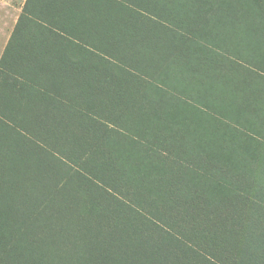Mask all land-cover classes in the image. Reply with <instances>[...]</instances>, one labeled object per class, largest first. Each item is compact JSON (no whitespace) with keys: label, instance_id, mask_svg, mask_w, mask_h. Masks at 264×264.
<instances>
[{"label":"trees","instance_id":"trees-1","mask_svg":"<svg viewBox=\"0 0 264 264\" xmlns=\"http://www.w3.org/2000/svg\"><path fill=\"white\" fill-rule=\"evenodd\" d=\"M215 8L251 36L264 0H26L0 59V264H264V169L165 143L175 104L223 108ZM140 147L176 150L170 191L132 175Z\"/></svg>","mask_w":264,"mask_h":264},{"label":"rangeland","instance_id":"rangeland-1","mask_svg":"<svg viewBox=\"0 0 264 264\" xmlns=\"http://www.w3.org/2000/svg\"><path fill=\"white\" fill-rule=\"evenodd\" d=\"M26 0H0V59L7 42L16 26ZM204 21L210 22L216 35L220 38L224 49L221 53L225 58L217 67L209 68V78L204 81L203 89L223 106L218 112L204 109L200 112L185 102L170 108L169 120L178 123L179 132L170 134L165 143H183L191 147H206L217 158L221 167L228 172L236 162L243 159L250 166L264 169V116L254 111V106L264 107V14L253 20L255 33L251 36L244 33L242 23L229 13L219 14L217 8L210 9ZM212 23V24H211ZM189 51L199 56L200 52L189 45ZM258 55H261L258 56ZM253 108V111H251ZM152 128L149 130H155ZM166 133V132H165ZM7 142H16L20 148V157H14L18 164L39 169L35 160L26 162L23 158V143L15 140L11 131H6ZM164 149V148H161ZM183 150V149H182ZM162 151H176L162 150ZM140 147L138 159L132 175H142V183L160 184V191L168 192L176 179L177 165L164 153ZM38 155V152L35 151ZM165 155H164V154ZM48 163V162H47ZM47 168H50L48 163ZM255 169V170H256ZM155 177L156 180H154ZM36 177L33 183H39ZM82 183L77 179L70 183L76 188ZM198 183H208L199 181ZM95 184V183H91ZM216 194L208 191L211 196H228L226 189L213 183ZM146 193L151 194L149 188ZM158 202H167L166 195H153Z\"/></svg>","mask_w":264,"mask_h":264}]
</instances>
